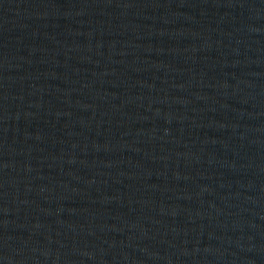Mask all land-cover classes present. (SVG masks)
<instances>
[{
	"label": "water",
	"instance_id": "95a60500",
	"mask_svg": "<svg viewBox=\"0 0 264 264\" xmlns=\"http://www.w3.org/2000/svg\"><path fill=\"white\" fill-rule=\"evenodd\" d=\"M213 0H0V264H196Z\"/></svg>",
	"mask_w": 264,
	"mask_h": 264
}]
</instances>
